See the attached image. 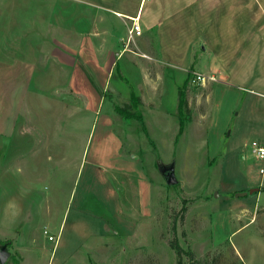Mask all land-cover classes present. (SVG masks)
<instances>
[{
    "label": "rangeland",
    "instance_id": "obj_1",
    "mask_svg": "<svg viewBox=\"0 0 264 264\" xmlns=\"http://www.w3.org/2000/svg\"><path fill=\"white\" fill-rule=\"evenodd\" d=\"M102 1L99 25L109 30L101 56L89 41L81 54L90 103L56 113L44 106L29 122L20 116L10 136L0 132L4 264H175L174 239L198 264H264V160L252 150L264 144V105L254 117L241 103L253 94L247 87L193 80L208 56L200 32L217 47L227 43L229 19L244 0H143L133 36L132 20L125 28L113 12L126 10L122 1ZM84 2L1 0L0 58L20 56L13 46L25 36L37 43L36 28H46V52L52 45L63 52L64 40L77 45L56 24L84 34L88 24L77 17ZM248 36L257 47L264 27ZM182 85L187 114L177 135ZM131 93L139 95L141 120L115 111ZM167 167L175 184L165 181ZM189 257L183 253V264Z\"/></svg>",
    "mask_w": 264,
    "mask_h": 264
},
{
    "label": "crops",
    "instance_id": "obj_2",
    "mask_svg": "<svg viewBox=\"0 0 264 264\" xmlns=\"http://www.w3.org/2000/svg\"><path fill=\"white\" fill-rule=\"evenodd\" d=\"M121 1L126 10L114 9L113 12L121 18L123 26L126 28L124 24L126 19L135 18L138 19V23L141 22L143 0ZM237 6L239 8L229 19L232 26H230L227 34V43L223 42L217 47L213 35L210 38L205 31L203 34L200 32L203 37L201 49L205 51L208 47V56L207 61L202 60V68L200 64L197 65L199 71L195 72L212 74L215 76V82L225 83L227 81L230 86L238 89L247 87L253 94L249 95L247 100L243 98L241 103H246L245 112L257 117L260 116V110L264 105L260 99V97L264 98V43L262 36H260L257 47L250 45L251 40L248 33L249 30L251 32L264 27V0H244L242 4ZM82 8L83 12L77 17L83 18L84 22L88 24L83 30L84 34L81 35L79 32L73 35V32L78 29L77 27L73 29L71 26L63 27L59 22L56 24L61 29L60 31L68 32L69 40H77L74 42L77 45L64 40L70 44H64L62 41L61 49L64 50L63 52H56L53 45L46 52L44 50L46 28L43 27L38 30L36 28L32 32L36 31L40 36L37 43L27 41L28 37L26 36V39H23L24 35L21 32L23 42L19 41L16 46H13L21 55L15 56L16 53L14 52H6L9 58H0V132L5 136H10L14 132L16 121L20 116L24 115L26 122H29L31 119L28 118V115L42 111L44 106L50 112L56 113L74 111L76 108L85 107L86 104L90 103L91 100L84 97L86 95L82 92L84 90L81 82L84 81L82 79L83 74L85 86L88 85L87 83H91V79L85 78L88 72V60L81 56L84 51L82 48L87 49L84 45L90 42L91 48L100 57L101 55L96 51L99 46H104L100 42H104L102 39L107 37L109 29L99 25L104 20L103 10H107L102 0H85ZM240 8H242L240 12H237ZM237 13L239 14L237 15ZM243 23H246L248 29L246 32L240 33V27ZM25 30L27 31V28ZM80 36H83L84 39H80ZM254 37L255 34L252 35V38ZM52 38L57 39L54 36ZM122 39V36H119L118 40L121 41ZM107 47L108 45L105 48ZM74 48L73 55L71 50ZM70 53L73 55L72 57L69 56ZM118 53L119 51L116 53L117 56ZM100 63L104 64V61L100 59ZM113 63L114 60L107 65L106 76L109 74ZM76 69L78 72H75ZM73 80L75 81L72 84ZM244 83L246 85H243ZM79 85L82 88H78ZM58 87H61L62 92ZM78 100H81L80 104H78Z\"/></svg>",
    "mask_w": 264,
    "mask_h": 264
},
{
    "label": "trees",
    "instance_id": "obj_3",
    "mask_svg": "<svg viewBox=\"0 0 264 264\" xmlns=\"http://www.w3.org/2000/svg\"><path fill=\"white\" fill-rule=\"evenodd\" d=\"M186 82V81H185ZM185 84V83H184ZM183 84V85H184ZM180 86L177 90V107H178V131L177 135H179L185 125V114L187 111V100H186V94H185V87ZM129 98H131L130 102L123 103L122 105H116L115 106V111L121 114L123 117L126 118H137V119H142L141 118V111H137L135 107H138L140 105V98L139 95L136 93H131L129 95ZM264 190V187L262 188ZM1 243V241H0ZM5 243V242H4ZM170 246L172 249H174L175 254H176V261L175 264H183L182 261V255L183 253H186L190 255V262L188 264H198V262L193 259L192 251H184L183 248L178 244V242L174 240H170L169 242Z\"/></svg>",
    "mask_w": 264,
    "mask_h": 264
},
{
    "label": "built area",
    "instance_id": "obj_4",
    "mask_svg": "<svg viewBox=\"0 0 264 264\" xmlns=\"http://www.w3.org/2000/svg\"><path fill=\"white\" fill-rule=\"evenodd\" d=\"M128 33L130 36H133V34H139L140 33V24L138 21L132 20V25L130 28H128ZM194 77L193 80L200 83V84H205L209 81H214L215 76L212 74H205V73H199V72H193ZM253 153L256 159L258 160H264V146L260 144H253ZM260 172H264V167L260 168ZM52 238V237H51Z\"/></svg>",
    "mask_w": 264,
    "mask_h": 264
},
{
    "label": "water",
    "instance_id": "obj_5",
    "mask_svg": "<svg viewBox=\"0 0 264 264\" xmlns=\"http://www.w3.org/2000/svg\"><path fill=\"white\" fill-rule=\"evenodd\" d=\"M163 176L165 177V181L168 185L175 184L177 182V178L175 177L173 170L171 167L163 168L162 169ZM254 189H251L252 192ZM246 192H238L237 195H243ZM10 252L7 250L5 245H0V264H4L5 261L8 259Z\"/></svg>",
    "mask_w": 264,
    "mask_h": 264
},
{
    "label": "bare ground",
    "instance_id": "obj_6",
    "mask_svg": "<svg viewBox=\"0 0 264 264\" xmlns=\"http://www.w3.org/2000/svg\"><path fill=\"white\" fill-rule=\"evenodd\" d=\"M132 20H134V21H138L137 19H135V18H133Z\"/></svg>",
    "mask_w": 264,
    "mask_h": 264
}]
</instances>
